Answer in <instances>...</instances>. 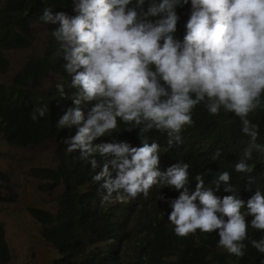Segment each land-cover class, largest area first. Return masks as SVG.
Listing matches in <instances>:
<instances>
[{
	"label": "clouds",
	"instance_id": "obj_1",
	"mask_svg": "<svg viewBox=\"0 0 264 264\" xmlns=\"http://www.w3.org/2000/svg\"><path fill=\"white\" fill-rule=\"evenodd\" d=\"M71 2L74 15L53 13L46 7L39 19L59 25L51 34L63 49L64 71L77 90L74 107L67 108L57 121L60 129L77 126L75 135L64 141L66 151H78L85 161L97 152L109 157L93 176L99 188L96 205L105 210H131V204L143 200L128 226L140 230L138 247L146 241L160 242L161 227L179 240L197 230L218 231V246L243 257L249 223L241 209L246 207L247 215L254 217L251 227L264 232V193L255 191L245 204L234 194L230 174L224 171L214 185L219 189L223 184L232 195L217 197L200 175L195 191L189 194V164L177 163L160 172L157 143L142 140V146L133 147L126 142L93 141L113 132L119 118L142 126V133L166 132L169 145L180 143L183 128L193 124V109L203 104L211 115L223 109L239 117L249 146L246 159L235 164V171L251 173L253 167L246 160L251 159L252 150L264 152V145L256 143L259 124L248 119L250 113L264 109V0ZM189 3L181 40L176 37L180 21L176 9ZM57 89L63 95V85ZM92 101L85 117L81 105ZM47 111L46 106L38 108L31 119L43 118ZM219 156L217 150L213 160ZM90 163L94 170L95 159ZM158 183L183 191L178 197L161 187L164 199L153 203L145 197ZM251 244L264 253V237Z\"/></svg>",
	"mask_w": 264,
	"mask_h": 264
},
{
	"label": "trees",
	"instance_id": "obj_2",
	"mask_svg": "<svg viewBox=\"0 0 264 264\" xmlns=\"http://www.w3.org/2000/svg\"><path fill=\"white\" fill-rule=\"evenodd\" d=\"M0 72L5 73L8 66L6 53L20 51L31 46L33 25L45 27L47 39L42 56L29 60L12 77L9 85L0 82V132L3 140L15 148H26L41 144L47 140L55 143V158L58 165L52 169L33 168L30 174L38 179L51 181L50 186L64 185L55 211L42 208H30L28 212L39 225L41 237L57 251L52 264H261L264 253H259L251 241L264 237V232L251 227L254 218L247 215L246 207L241 209L249 223L248 239L243 257L229 254L218 246V231L173 237L164 227L160 228L162 239L158 243L150 241L137 244L140 230L128 227L131 215L142 207L144 201L131 204V210L118 207L103 209L96 205L99 188L93 176L102 170L109 157L94 153L89 160L80 158L78 151L68 153L66 138L75 135L77 126L60 129L57 121L64 111L73 105V95L77 91L71 86L72 77L64 71L63 49L52 36L59 25L45 24L39 19L43 9L50 7L53 11L72 12L71 0H0ZM135 0H133V4ZM147 4L145 5V9ZM191 5L176 9L180 16L176 37L183 38L184 25L189 18ZM57 75L60 81L52 84L45 93L36 90L45 78ZM64 87L63 95L57 85ZM84 102L81 107L87 112L94 105ZM48 111L43 118L31 119L33 112L41 107ZM193 124L185 126L180 133L181 142L168 144L166 132L155 129L141 132L140 127L126 124L118 118V127L111 133L93 141L126 142L130 146H142V140L159 145V171L165 172L177 163L189 164V177L186 188L189 194L195 191L196 176H202L204 186L212 188L214 195L223 198L232 195L224 191L222 184L216 189L214 183L219 174L227 171L230 184L236 189L235 195L247 200L255 191L264 193V152L252 150L251 159L246 162L253 167L251 173L235 171V164L245 160V151L249 146V137L241 131V121L233 113L221 109L219 115L209 114L203 105H197L192 112ZM248 119L259 124V135L256 143L264 145V109L250 113ZM132 129V131H129ZM219 150V158L213 160ZM95 159L97 167L93 170L90 160ZM251 183L249 184V179ZM172 192L178 197L181 190L167 185L156 184L145 197L153 203L164 199L163 190ZM163 197V199L159 198ZM198 206L199 200L195 201ZM172 243H177L171 246ZM11 253L6 241L3 227H0V264H9Z\"/></svg>",
	"mask_w": 264,
	"mask_h": 264
},
{
	"label": "rangeland",
	"instance_id": "obj_3",
	"mask_svg": "<svg viewBox=\"0 0 264 264\" xmlns=\"http://www.w3.org/2000/svg\"><path fill=\"white\" fill-rule=\"evenodd\" d=\"M1 4V2H0ZM31 46L6 53L5 73L0 72V82L9 85L13 75L29 60L39 59L47 39L45 27L33 25ZM57 75L45 78L36 90L45 93L56 81ZM58 165L55 143L47 140L26 148L8 145L0 132V227H3L10 248L9 264H52L57 251L40 235L39 225L30 215V208L55 211L64 191L63 183L51 187V181L30 174L33 168L52 169Z\"/></svg>",
	"mask_w": 264,
	"mask_h": 264
}]
</instances>
